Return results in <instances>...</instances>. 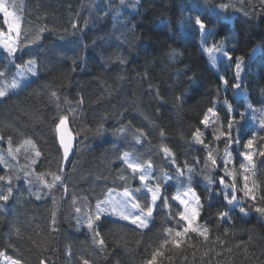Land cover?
<instances>
[{"label":"trees","instance_id":"obj_1","mask_svg":"<svg viewBox=\"0 0 264 264\" xmlns=\"http://www.w3.org/2000/svg\"><path fill=\"white\" fill-rule=\"evenodd\" d=\"M15 2L22 9L24 20L32 22L33 30L47 25L50 30L55 31L43 34L44 38L38 45L29 46L37 55H25L24 60L38 58L40 79L18 96L0 104V134L13 135L15 143L28 137L36 141L37 147L44 154V166L40 171L49 167L50 160L53 161L51 170L55 171V149L59 143L58 140L53 143L55 132L52 120H58V114L56 105L50 98V91H57L62 111L67 112L69 107L76 109L72 116L73 127L77 130L91 129L83 132L79 138L78 152L73 157V163L68 165L66 182L69 190L75 192L78 198L87 196L93 205L94 197L100 194L102 187L113 186L104 167L108 161L115 162L118 155L112 144L130 148L134 143V136L139 134L138 128L142 127L150 133L147 140H142L145 148L139 151L146 153L145 159L150 152L158 175L170 171L163 153L157 154L162 145L170 147L181 164L187 153H192L189 159L196 157L191 132L198 126L203 130L198 122L203 111L217 96L218 77L227 74L231 79V73L226 58L220 54H217V66L213 68L208 56L199 48V34L193 35L190 27H181L182 9L185 18L189 14L187 7L192 6L197 7L201 13L208 14L212 21L210 27H215L217 39L227 38L228 48L233 49L235 55L245 58V91L241 93L229 87L225 92L222 89L219 93L221 103L227 98L235 105L246 104L245 95H248L254 102V107H262L259 101L260 89L264 87V52L257 50L253 55L254 49L264 45V22L259 19L249 21L242 12L232 9H229L232 13L230 21L214 19L209 0H142L139 14L128 6L135 3V0H126L124 6H120V0ZM231 2L236 7L241 6L240 0ZM109 4L113 6L109 15L103 16L97 12V5L108 9ZM244 7L249 8V5L245 4ZM117 10L120 15L113 19ZM249 10L257 12L259 7ZM73 23L80 31L72 27ZM212 41L213 38L209 37V44ZM173 50L177 53L175 60L170 58ZM117 53L128 60L123 71L115 66L114 55ZM221 61L226 62L223 71L220 70ZM105 64L108 67H104ZM3 66L0 63V68ZM15 72L16 69L13 68V74ZM119 76L124 79L120 80ZM11 78L12 74L9 75V79ZM45 84L50 85V88H44ZM157 91L160 93L159 97L156 95ZM177 96H182V101H177ZM81 97L85 100L82 106L77 103ZM65 98L71 101V105L64 103ZM239 110L242 111L243 108ZM223 115L224 110L221 109V117ZM101 116H107L108 120L105 123L106 131L98 134L97 124ZM259 116L260 113H257V120L253 121L249 115L245 128L253 123L258 124ZM223 124L224 120L221 119L217 126ZM120 126L125 127L124 133L114 131ZM162 130L165 132L164 138L160 137ZM21 132L25 134L24 137L19 136ZM207 138H212L211 130L207 132ZM210 146L223 152V144ZM7 147L6 144H0L5 155ZM25 163L21 154L19 165L23 166ZM235 167L239 168L238 162ZM203 168L201 163L196 171L200 173ZM47 179L51 181V176ZM195 181L204 183L203 174L195 176ZM21 183L22 181H16L17 187ZM132 183L135 186L137 181L133 180ZM38 187L39 184L34 183L33 191ZM54 195L58 202V220L62 225L60 232L52 233L50 238L45 239L43 233L35 231L37 225L44 228L50 222L51 197H47V203H44L35 201L27 192H16L12 205L2 214L4 218L0 219V249L4 247L9 222L31 221L22 228V237H12L28 264H39L42 258H46L48 264H68L64 254L68 245H71L75 253V264L76 257L81 254V249L88 247L90 239L85 242L84 233L75 232V221L70 220L73 212L71 197H65L62 188ZM205 202L208 203L207 200ZM219 203V200L211 203L212 212ZM205 215H211L207 207ZM233 222L236 243L241 237L247 241L249 231L254 229L251 234L254 236L255 246L252 251L255 255L247 258L235 252L225 253L226 256H231L228 264L264 262V255L261 254V249L264 248V219L256 214L247 219L234 215ZM219 231L223 233V228ZM103 235L108 241V247L105 253L93 257L96 264H116L117 260L119 264H138L144 251L143 241L147 237L137 235L132 231L131 225L121 229L111 223L104 225ZM9 252L11 253L10 249ZM188 255H191L190 251Z\"/></svg>","mask_w":264,"mask_h":264},{"label":"snow or ice","instance_id":"obj_2","mask_svg":"<svg viewBox=\"0 0 264 264\" xmlns=\"http://www.w3.org/2000/svg\"><path fill=\"white\" fill-rule=\"evenodd\" d=\"M141 2L142 0H135V3L128 6L139 14ZM125 4L126 0H120V6ZM245 4L249 5L250 9L259 7V11L249 10L244 7ZM240 5L236 7L231 0L230 2L209 0V8L214 19L230 21L232 13L229 9H232L235 12H242L249 21L259 19L264 22V0H256L255 3L253 0H240ZM112 7L109 4V8L105 9L97 5L96 10L107 16L111 13ZM183 11L182 9L180 16L181 27H190L193 35L199 34V48L208 56L211 66L216 68L217 54H220L226 58L231 73V79L227 74L219 75L217 96L203 111L198 122L203 126V130L198 126L191 132L196 157L189 159L192 153H187L181 164L171 148L162 145L157 154L163 153L170 171L158 175L150 152L145 159L146 153L139 151L145 148L142 140H147L150 133L142 127L138 128L139 134L134 136V143L130 148L112 144L118 155L115 162L108 161L104 167L112 179L113 186L102 187L100 194L94 197L93 205L87 196L78 198L75 192L69 190L66 182L68 165L73 163V157L78 152L79 138L83 132L91 129H75L72 116L76 109L69 107L67 112L62 111L59 93L51 90L50 98L55 103L58 114V120H52L55 132L53 143L56 140L59 143L55 149V171L51 170L53 163L51 160L48 161L49 167L40 171L44 166V154L41 148L37 147L36 141L28 137L15 143L13 135L0 134V144L8 146L6 155L5 150L0 148V165L3 166L0 167V219L4 218L2 214L12 205L16 192H27L37 202L47 203L46 198L51 197L50 222L44 228L37 225L35 230L43 233V237L48 239L52 233L60 232L62 227L58 220L57 197L54 195L62 188L65 197H71L70 206L73 212L70 220L75 221V232H83L85 242L90 239L88 247L81 249V254L76 257L75 264H96L93 257L107 251L108 241L103 235L106 223L121 229L131 225L133 232L141 237H147L143 241L144 251L138 264H213V261L215 264H228L231 256H226L225 253L235 252L247 258L255 255L252 251L255 246L254 236L251 234L254 229L249 231L247 241L241 237L238 243L234 242L236 234L233 216L238 215L241 219H247L256 214L264 219V87L260 89L259 103L262 105L260 108L254 107V102L248 95H245L246 104L235 105L227 98L221 103L219 93L222 89L225 92L229 87L237 92L245 91V58L235 55L233 49L228 48L227 38L217 39L215 27H210L212 21L208 14H203L197 7L192 6L187 7L189 14L185 18ZM119 15L120 12L117 10L113 19ZM31 24V21L24 20L22 9L17 6L15 0L11 2L0 0V49H2L0 63L4 65L0 68V104L18 96L40 79L41 68L38 65V58L25 61L24 56L37 55L29 46L38 45L44 38L43 34L55 30H50L47 25H41L33 30ZM72 27L77 29L75 23ZM209 37L213 38L211 44L208 42ZM257 50L264 52V45L254 49L253 55ZM176 56L177 53L173 50L170 58L175 60ZM114 60L120 71H123V66L128 63V60L118 53L114 55ZM104 67L108 65L105 64ZM13 68L16 69L14 74ZM25 70L28 75L25 74ZM17 76L22 79H17ZM118 78L124 79L123 76ZM43 87L49 89L50 85L45 84ZM156 95L159 97V91ZM176 100L182 101V96H177ZM64 103L71 105L67 98ZM77 103L82 106L85 103L84 98L81 97ZM241 108L242 111L239 110ZM221 109L224 110L223 117ZM257 113H260L258 124L253 123L245 128L249 115L256 121ZM221 119L224 120V124L217 126ZM107 120V116L99 118L98 134L106 131ZM209 130L212 133L210 140L207 138ZM114 131L124 133L125 127L120 126ZM19 136L24 137L25 134L21 132ZM160 137H165L163 130L160 131ZM213 144H223V152L210 146ZM21 154L26 161L23 166L19 165ZM237 162L238 169L235 167ZM201 163L204 168L198 173L196 169ZM201 174L204 183L195 181V176ZM49 176L51 181L47 179ZM133 180L137 181L135 186ZM16 181H22L19 187ZM34 183L39 184L35 191ZM216 200L220 203L212 212L211 203ZM206 207L211 212L210 216L205 215ZM30 223L31 221L19 220L8 223L7 238L4 247L0 249V264H28L12 237H22V228ZM221 227L223 233L219 231ZM64 254L67 256L68 264H73L75 253L71 245L64 249ZM261 254L264 255V248L261 249ZM39 264H48V260L42 258ZM116 264H119V260Z\"/></svg>","mask_w":264,"mask_h":264},{"label":"rangeland","instance_id":"obj_3","mask_svg":"<svg viewBox=\"0 0 264 264\" xmlns=\"http://www.w3.org/2000/svg\"><path fill=\"white\" fill-rule=\"evenodd\" d=\"M226 64V62L225 61H223L222 63H221V66H220V70L221 71H223L225 68H224V65ZM25 74L26 75H28L27 74V72H26V70H25ZM17 79H22L21 77H19V76H17ZM29 79H30V77H29ZM117 191H119V190H117Z\"/></svg>","mask_w":264,"mask_h":264}]
</instances>
